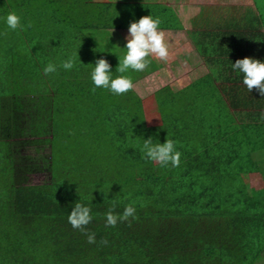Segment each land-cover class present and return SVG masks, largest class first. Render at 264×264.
<instances>
[{
    "label": "trees",
    "instance_id": "trees-1",
    "mask_svg": "<svg viewBox=\"0 0 264 264\" xmlns=\"http://www.w3.org/2000/svg\"><path fill=\"white\" fill-rule=\"evenodd\" d=\"M102 1L0 0V264H253L264 254V188L250 194L243 176L264 175L251 157L264 149V124H247L257 109H246L252 112L234 128L238 114L202 99L187 98L194 106L177 109L170 96L175 109L165 117L157 109L163 89L93 93L91 71L102 53L92 35L113 17L90 10ZM145 1L124 0L119 8L137 21L139 12L150 13ZM11 11L32 27L8 29ZM76 52L72 70L44 75L49 62L59 66ZM137 73L126 75L134 81ZM195 107L201 115L178 113ZM200 121L208 132L198 141ZM149 137L176 141L179 167L146 159L141 147ZM17 140L23 148L51 146L48 183L32 184L31 172H17ZM112 199L116 214L134 204L130 226H105ZM75 203L91 208L87 229L96 243L69 224Z\"/></svg>",
    "mask_w": 264,
    "mask_h": 264
},
{
    "label": "crops",
    "instance_id": "crops-1",
    "mask_svg": "<svg viewBox=\"0 0 264 264\" xmlns=\"http://www.w3.org/2000/svg\"><path fill=\"white\" fill-rule=\"evenodd\" d=\"M161 4L171 11V17L160 27L169 45L170 58L167 62L159 61L158 66L150 67L147 73L144 72V78H150L153 83L143 91L148 89L154 93L163 89L162 103L167 101L169 105L170 93L167 88L179 92L180 102L183 104L187 103V94L192 90L212 93L217 95L215 100L221 107L231 101L229 108L233 114L239 115L237 124L245 123L243 117L252 112L246 109L252 108L257 109L258 113L253 114V119L250 118L247 124L259 119L258 126L263 125L264 97L256 90L248 92L242 83V74L232 67L237 59L245 57L264 61V25L256 12L255 0H163ZM153 13L148 14L153 17ZM95 31L92 42L101 51L100 58L108 59L98 42L94 41L95 36L102 35V32L100 29ZM238 35L258 40L251 42L249 51L236 52L237 43L241 41ZM108 61L112 62L110 58ZM112 64L118 66V63ZM140 75L138 72L133 81L135 90L138 88ZM233 107L237 110L233 111ZM247 124L244 125L247 127ZM261 151L264 149L252 154L257 155ZM253 161L259 164L254 159Z\"/></svg>",
    "mask_w": 264,
    "mask_h": 264
},
{
    "label": "clouds",
    "instance_id": "clouds-1",
    "mask_svg": "<svg viewBox=\"0 0 264 264\" xmlns=\"http://www.w3.org/2000/svg\"><path fill=\"white\" fill-rule=\"evenodd\" d=\"M5 22L7 28L12 31L17 29L24 31L26 28L32 27L31 22L23 25L21 17L14 11L7 14ZM161 22L159 17L153 18L151 15L142 16L139 20L130 22L128 35L125 37L126 44L123 48L126 49V52L119 59L118 66L115 69L120 75L113 78L111 66L107 59H97L91 71V81L94 85L91 91L93 93H95L97 88H103L114 95H124L135 88L131 76L126 75V73L130 70L132 72H144L151 63L149 57L163 62L169 60V45L166 41L165 33L159 27ZM4 35H7V32ZM76 56L77 52L62 61L59 66L49 62L43 69L44 75L56 73L58 67L66 71L72 70L75 67ZM232 67L242 74V83L246 86L248 92L256 90L261 97H264V61L245 57L237 59L235 63H232ZM262 119H264V115H262ZM176 144L177 142L172 139H166L162 144L154 143L153 139L149 137L143 140L141 151L146 159L162 167H167L168 165L179 167L181 153L176 150ZM110 203L111 206L105 213L106 227H115L118 222H129L130 226L129 218L132 220L137 218L134 204L126 205L122 214H116L115 209L119 201L112 199ZM91 212L90 207L82 203H75L67 219L73 229L82 232L86 236L87 242L93 244L96 243L95 233L87 229L93 219ZM101 243L107 244V241L102 240Z\"/></svg>",
    "mask_w": 264,
    "mask_h": 264
},
{
    "label": "rangeland",
    "instance_id": "rangeland-1",
    "mask_svg": "<svg viewBox=\"0 0 264 264\" xmlns=\"http://www.w3.org/2000/svg\"><path fill=\"white\" fill-rule=\"evenodd\" d=\"M124 0H105L100 3H94L93 5H90L89 8L92 11L93 7H99V9L109 11L110 13H107V15L112 14L110 16L112 18V22L109 24V28H99L100 31L102 32L101 34H97L94 38V41H97L99 46L103 49V53L107 55V58L111 59L113 63H119V59L122 58V56L125 54L126 49H123L125 44H126V39L125 37L128 35V26L130 22H133L132 18L129 17L128 15V10H124L122 8H119L122 6V3ZM156 4V5H154ZM159 0H151V2L146 0L144 3L147 5V8H149L150 13H156L158 17L161 19L163 22H167L169 16L171 15V11L169 7H166L165 5H159L157 4ZM257 4V10L256 12L259 13V15L262 18L263 25H264V0H255ZM160 8L164 9L163 13H160ZM97 10L94 11L92 17L97 16L98 13H96ZM146 12V10H143L141 13L139 12V16H143V13ZM113 13H116L114 15ZM106 15V14H105ZM148 15V14H147ZM178 20V19H177ZM98 23V22H97ZM115 24L116 28H114L112 25ZM249 31V29H248ZM93 34H96V31L93 32ZM101 36L102 38L98 37ZM243 35H238L239 40L238 41V49L236 52H246L249 51V46L251 45V42H254L255 40H258L257 38L254 37V39H246L242 37ZM248 38V37H247ZM243 40V41H242ZM263 49L262 47L259 49L261 52ZM110 53V54H109ZM151 60V63L149 65V68H147L144 72L147 73L150 67L153 66H158L159 60L149 57ZM144 72H140V76L138 78V88L137 90H142L145 87H150V84L153 83V80H150V78H144ZM149 75V74H148ZM168 92L170 93V96L173 98L174 103L178 108L181 109H188L194 106L191 103V100L194 102H198L200 99L206 102L205 107H218L219 102L217 100H210L212 97H214V94H209L205 93L203 96H199L197 91H190L187 94V98H190L191 100L187 99V103L183 104L180 102V94L179 92L173 91L171 88H167ZM140 92V91H139ZM118 100V99H116ZM163 98L158 102L157 104V109L160 110V113L164 115L165 117L172 119L170 116L175 109L174 105H169L167 103H162ZM120 103L123 105L125 102L122 99L118 100ZM117 101V102H118ZM231 101H228L227 104H224V108H229V104ZM146 110H155L156 105L155 104H147L146 103ZM199 107L193 108L194 110L191 109V112H181L179 110L178 113L183 114L185 117H189L192 115L194 112L196 115H201L199 112ZM178 117V116H177ZM176 117V118H177ZM202 117H205V115H202ZM233 127L240 126V124H236L235 122L232 123ZM198 130H200L199 134L197 135L196 139L199 141L201 138H205L207 135V130L202 129L203 124L200 121L197 125ZM51 134H47L44 138H50ZM27 139L32 140V137L29 136ZM21 140H17L15 144L16 148V168L18 173L22 172H31V177H30V183L32 184H45L48 183L51 180V172H50V165H51V155H52V149L49 144H43L42 146H34V147H27L23 148L20 144ZM256 141V140H255ZM252 158L259 163L260 167L264 168V151H261L260 153L252 154ZM29 168L26 171H23L24 167ZM264 172V169H262ZM244 181L246 185L248 186L250 194H252L253 191H258L262 187L264 188V175H261L260 173H252V174H245L243 176ZM253 264H264V254L260 255L258 259L253 262Z\"/></svg>",
    "mask_w": 264,
    "mask_h": 264
}]
</instances>
